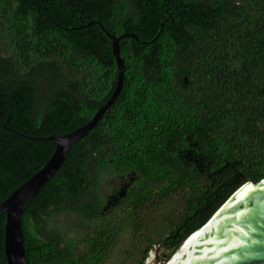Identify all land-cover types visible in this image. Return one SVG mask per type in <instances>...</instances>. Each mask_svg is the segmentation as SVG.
Instances as JSON below:
<instances>
[{"label":"trees","instance_id":"trees-1","mask_svg":"<svg viewBox=\"0 0 264 264\" xmlns=\"http://www.w3.org/2000/svg\"><path fill=\"white\" fill-rule=\"evenodd\" d=\"M106 32L136 36L120 92L25 207L26 264H106L124 234L114 264L166 261L264 178V0H0V202L113 94Z\"/></svg>","mask_w":264,"mask_h":264},{"label":"water","instance_id":"water-1","mask_svg":"<svg viewBox=\"0 0 264 264\" xmlns=\"http://www.w3.org/2000/svg\"><path fill=\"white\" fill-rule=\"evenodd\" d=\"M112 53L118 67L117 84L111 97L83 126L64 135H51L44 140L55 148L45 164L0 202L5 214L3 251L6 264H26L21 218L28 203L64 162L69 148L98 122L103 112L120 92L124 65L119 56V40L133 33L114 36ZM186 81V80H185ZM264 264V178L244 182L214 212L208 221L190 234L166 261L144 264Z\"/></svg>","mask_w":264,"mask_h":264},{"label":"rangeland","instance_id":"rangeland-1","mask_svg":"<svg viewBox=\"0 0 264 264\" xmlns=\"http://www.w3.org/2000/svg\"><path fill=\"white\" fill-rule=\"evenodd\" d=\"M130 177H128L125 182H129ZM131 241L130 234H124V236L121 238L119 244L117 245L114 254L111 256V259L106 264H114L115 262L117 263L119 259L117 260V254L120 255V247L124 248L125 246L129 245ZM161 247H157L155 250H151L149 253L147 260L150 261H155L157 259V256L160 255ZM117 260V261H116Z\"/></svg>","mask_w":264,"mask_h":264},{"label":"clouds","instance_id":"clouds-1","mask_svg":"<svg viewBox=\"0 0 264 264\" xmlns=\"http://www.w3.org/2000/svg\"><path fill=\"white\" fill-rule=\"evenodd\" d=\"M148 258V257H147Z\"/></svg>","mask_w":264,"mask_h":264}]
</instances>
